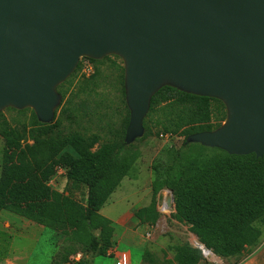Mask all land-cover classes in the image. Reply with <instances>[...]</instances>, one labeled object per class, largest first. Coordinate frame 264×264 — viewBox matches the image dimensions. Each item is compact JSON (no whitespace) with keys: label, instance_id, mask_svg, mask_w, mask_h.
Wrapping results in <instances>:
<instances>
[{"label":"water","instance_id":"water-1","mask_svg":"<svg viewBox=\"0 0 264 264\" xmlns=\"http://www.w3.org/2000/svg\"><path fill=\"white\" fill-rule=\"evenodd\" d=\"M109 56L123 63L126 146L171 87L225 107L218 129L186 143L264 156V0H0V112L52 123L79 60Z\"/></svg>","mask_w":264,"mask_h":264},{"label":"trees","instance_id":"trees-1","mask_svg":"<svg viewBox=\"0 0 264 264\" xmlns=\"http://www.w3.org/2000/svg\"><path fill=\"white\" fill-rule=\"evenodd\" d=\"M80 67L79 62L73 75ZM70 79L57 88L61 104L50 124H40L30 109L0 112V212L40 225L62 239L64 246L51 264H86L81 259L70 261L80 253L79 248L101 256L113 248L112 223L99 211L122 179L129 176L134 162V155L129 153L131 145L124 144L129 120L125 100L127 116L116 140L97 150V136H85L65 126L73 113L70 101L63 102L65 92L61 89ZM120 85L124 99L122 76ZM7 113L14 118L8 119ZM225 119L220 101L163 87L152 97L143 121L144 135L135 142L151 135L184 138L182 149L164 151L156 161L153 195L170 189L172 218L185 225L214 256L239 264L264 239V156H230L215 148L186 143L190 135L215 131ZM59 168L65 170L72 187L86 189L84 204L48 186ZM157 217L154 200L134 214L139 224L148 226H154ZM95 231H99L98 238ZM172 250L173 260L157 261L148 252L144 260L148 264H200L202 260L201 251L187 244Z\"/></svg>","mask_w":264,"mask_h":264},{"label":"rangeland","instance_id":"rangeland-1","mask_svg":"<svg viewBox=\"0 0 264 264\" xmlns=\"http://www.w3.org/2000/svg\"><path fill=\"white\" fill-rule=\"evenodd\" d=\"M98 61L100 62L90 63L84 58L80 59V70L73 75L74 71L70 81L61 89L65 92L63 102L70 101L69 107L73 113L72 119L68 123L65 122V126L85 136H97L99 140L94 150L116 140L127 116L120 85L121 76L124 77L122 61L114 56ZM92 76L94 77L90 79ZM63 107L64 103L58 114ZM14 116L12 113L6 114L8 119ZM183 140L184 138L180 136L151 135L141 142L131 144L129 153L134 155L133 168L100 209L101 216L118 221L117 225H112L110 243L117 247V253H128L131 264H148L144 260L146 252L157 261L173 260L172 248L176 245L187 244L198 249L197 244L200 243L197 238L185 225L172 218L174 204L168 207L167 199L171 196L173 198V192L170 189H162L155 196L152 192V183L156 178V161L162 158L164 151L182 149ZM2 150L3 141L0 138V164ZM48 186L59 193L71 196L80 204L86 201V189L72 187L62 168L56 170L48 181ZM153 200L158 212L155 225L139 224L134 219V214L150 206ZM98 232H94L97 238ZM53 246L51 237H42L33 252L30 264L44 263L48 251ZM79 251L83 257L89 256V251L85 248H79ZM76 258L80 259L79 255H76ZM94 264H115V257L98 256L94 258ZM200 264L231 263L213 255L202 256Z\"/></svg>","mask_w":264,"mask_h":264},{"label":"crops","instance_id":"crops-1","mask_svg":"<svg viewBox=\"0 0 264 264\" xmlns=\"http://www.w3.org/2000/svg\"><path fill=\"white\" fill-rule=\"evenodd\" d=\"M107 220L114 226L118 224V221ZM42 237L52 238V245L54 246L48 251L46 260L42 263L51 264L54 256L64 246L62 239L51 230L40 225L5 211L0 212V264H30L33 252ZM116 249L117 247L113 246L112 255L115 257L118 254H125L128 257L129 264H131L129 254L125 252L117 253ZM76 255H79V258L84 260L86 264H94V258L101 256L97 252H89V256L85 257L80 253ZM76 255L70 258V261L78 262L80 259L76 258ZM239 264H264V239L260 246Z\"/></svg>","mask_w":264,"mask_h":264},{"label":"built area","instance_id":"built-area-1","mask_svg":"<svg viewBox=\"0 0 264 264\" xmlns=\"http://www.w3.org/2000/svg\"><path fill=\"white\" fill-rule=\"evenodd\" d=\"M112 249H113V248H110V249H108V250L106 251V255H107V256L113 254ZM115 259H116L115 264H129L128 257H127L125 254H118V255H115Z\"/></svg>","mask_w":264,"mask_h":264},{"label":"bare ground","instance_id":"bare-ground-1","mask_svg":"<svg viewBox=\"0 0 264 264\" xmlns=\"http://www.w3.org/2000/svg\"><path fill=\"white\" fill-rule=\"evenodd\" d=\"M166 202V201H165ZM198 250L201 251L203 257H213V254L206 250L201 244H197Z\"/></svg>","mask_w":264,"mask_h":264}]
</instances>
